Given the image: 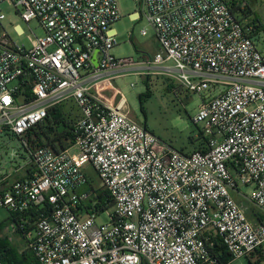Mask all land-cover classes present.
I'll use <instances>...</instances> for the list:
<instances>
[{"label":"built area","instance_id":"obj_1","mask_svg":"<svg viewBox=\"0 0 264 264\" xmlns=\"http://www.w3.org/2000/svg\"><path fill=\"white\" fill-rule=\"evenodd\" d=\"M136 1L160 46L143 60L113 55L118 0H0L44 31L33 33L29 47L0 32V132L21 139L29 156L25 166L0 174V208L18 222L22 232L14 222L12 233L39 264H233L264 249L257 22L247 20L245 3L233 12L226 0ZM5 18L0 13V23ZM129 75L157 76L198 95L219 89L202 98L193 118L207 150L178 151L133 120L114 85ZM68 101L80 113L74 144L33 147L30 129ZM22 170L31 175L13 180ZM240 185L252 186L251 195ZM102 192L111 207L101 209ZM235 194L261 220L253 223ZM103 214L109 221L98 225Z\"/></svg>","mask_w":264,"mask_h":264},{"label":"rangeland","instance_id":"obj_2","mask_svg":"<svg viewBox=\"0 0 264 264\" xmlns=\"http://www.w3.org/2000/svg\"><path fill=\"white\" fill-rule=\"evenodd\" d=\"M241 1L245 3L248 21L258 17L256 21L258 30L254 41L258 50L264 54V0H256L253 12L250 10L247 0ZM118 2L122 17L113 26L118 35V45L112 51L113 55L117 58H133L135 60L153 57L160 49L159 42L153 28L142 16L138 2L136 0H118ZM0 13L6 17L0 23V32L5 29L13 41L19 45L25 44L29 47L30 37L33 36V33L38 36L44 34L36 20L28 25L9 3L0 6ZM19 30L22 31L21 35H18ZM143 30H147V35H142ZM131 84H134V87ZM169 84H171L170 81L157 76H152L150 80L146 81L143 77L129 75L114 81V85L122 91L128 100L130 116L133 120L172 148L188 153L194 152L195 148L190 145V142L198 137L200 126L194 123L193 118L198 112L202 98H209L211 95L217 94L219 89L212 92L205 91L198 95L181 89L177 85V87L174 85L175 88L172 87L171 90H168L167 85ZM147 91L151 92V96L149 98L142 97ZM64 106L65 110L71 114V118L77 120L79 110L76 105L68 101L64 103ZM72 151L75 152V149ZM28 160V152L21 139L7 130L0 132V174L12 173L19 166H25ZM85 172L94 186L98 187L100 181L94 169L91 166H86ZM240 191L249 196L253 187L240 185ZM235 197L240 203H243L247 216L253 223L258 221L257 216H263L262 212H259L243 197H239L237 194ZM107 214L97 218L98 225L108 223ZM0 221L3 223V226L0 227V238L8 236L15 240L11 241L12 243L22 244L20 238L12 233L15 223L5 208H0ZM233 264H250V262L248 258L242 257L234 260Z\"/></svg>","mask_w":264,"mask_h":264},{"label":"trees","instance_id":"obj_3","mask_svg":"<svg viewBox=\"0 0 264 264\" xmlns=\"http://www.w3.org/2000/svg\"><path fill=\"white\" fill-rule=\"evenodd\" d=\"M229 6L232 8L233 12L239 8V5L242 4L241 0H226ZM247 11V9H246ZM258 20V17H255V21ZM150 80L148 77L146 81ZM175 88L174 84L167 85V89L171 90V88ZM151 96V92L147 91L142 97L149 98ZM64 104L55 106L49 110L48 117L44 122L35 125L30 129L27 133L26 138L29 143L33 147L45 146L51 147L55 151H62L70 148L74 144V134L72 132L73 125L76 122L75 119L71 118V114H69L65 108ZM79 110V109H78ZM80 115V113H79ZM78 119V118H77ZM190 145L195 148V151H206L207 150V140L203 136L201 129H199L198 137L194 140H191ZM183 153L184 152L181 150ZM192 153V152H191ZM106 195L105 199H102V195ZM107 193L102 192L99 193V201L103 202L101 209H105L107 207H111V205H107L105 200H107ZM263 217V216H262ZM261 216H257L258 220H261ZM14 220V217H13ZM16 222V232H22L17 227L18 222ZM3 226V223L0 227ZM32 227H28L31 229ZM20 243L14 244L11 242L8 236L0 238V261L2 264H39L32 251L26 249ZM250 264H261L264 263V249H258L252 252L248 257Z\"/></svg>","mask_w":264,"mask_h":264},{"label":"crops","instance_id":"obj_4","mask_svg":"<svg viewBox=\"0 0 264 264\" xmlns=\"http://www.w3.org/2000/svg\"><path fill=\"white\" fill-rule=\"evenodd\" d=\"M31 174L28 172V170H22L16 174L13 175L12 179L15 180V179H25L27 177H29ZM14 237V236H13ZM9 239L11 241H15L13 240L11 237H9Z\"/></svg>","mask_w":264,"mask_h":264},{"label":"water","instance_id":"obj_5","mask_svg":"<svg viewBox=\"0 0 264 264\" xmlns=\"http://www.w3.org/2000/svg\"><path fill=\"white\" fill-rule=\"evenodd\" d=\"M250 3V6H256V0H247Z\"/></svg>","mask_w":264,"mask_h":264},{"label":"flooded vegetation","instance_id":"obj_6","mask_svg":"<svg viewBox=\"0 0 264 264\" xmlns=\"http://www.w3.org/2000/svg\"><path fill=\"white\" fill-rule=\"evenodd\" d=\"M248 2V1H247ZM249 3V2H248ZM249 8H250V10L253 12V9L255 8V6L254 7H252V6H250V3H249Z\"/></svg>","mask_w":264,"mask_h":264}]
</instances>
